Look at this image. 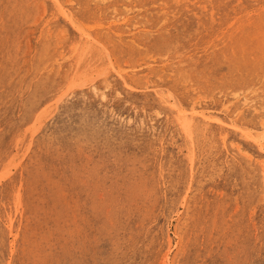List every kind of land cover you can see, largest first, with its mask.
Here are the masks:
<instances>
[{
    "label": "rangeland",
    "instance_id": "rangeland-1",
    "mask_svg": "<svg viewBox=\"0 0 264 264\" xmlns=\"http://www.w3.org/2000/svg\"><path fill=\"white\" fill-rule=\"evenodd\" d=\"M0 264H264V0H0Z\"/></svg>",
    "mask_w": 264,
    "mask_h": 264
},
{
    "label": "bare ground",
    "instance_id": "bare-ground-1",
    "mask_svg": "<svg viewBox=\"0 0 264 264\" xmlns=\"http://www.w3.org/2000/svg\"><path fill=\"white\" fill-rule=\"evenodd\" d=\"M56 2H58L59 0H55ZM58 4V3H57ZM73 4V3H72ZM59 5V4H58ZM57 6V5H56ZM58 7V6H57ZM59 8V7H58ZM62 8V7H61ZM64 10V9H63ZM64 13H66L65 11H64ZM67 17V16H66ZM69 17V16H68ZM69 19L72 21V18H70L69 17ZM125 22V21H124ZM234 22V21H233ZM77 28H78V30L79 31H81L82 33L84 32V30H83V28H81V27H78V26H76ZM91 30V29H90ZM84 34V33H83ZM87 35V34H86ZM88 36V35H87ZM87 39H88V37H87ZM91 41V40H90ZM94 41V40H93ZM92 41V42H93ZM96 41V40H95ZM87 43H89V41L87 42ZM86 43V44H87ZM86 44H85V47H86ZM91 44V43H90ZM89 45V44H88ZM77 47V46H76ZM94 48V47H93ZM84 49H86V48H84ZM87 49H88V46H87ZM89 50V49H88ZM90 50H91V48H90ZM93 50V49H92ZM86 51V50H85ZM99 51V50H98ZM87 52V51H86ZM85 52V53H86ZM100 52V51H99ZM98 52V53H99ZM90 54V53H89ZM80 55H82V54H80ZM107 55H108V53H107ZM106 55V56H107ZM82 57V56H81ZM102 58H104V57H102ZM107 58V57H106ZM112 58V57H111ZM108 60V59H107ZM88 63V62H87ZM110 66V65H109ZM106 70H107V68H106ZM108 71V70H107ZM101 73H102V71H101ZM105 72H103L102 74H104ZM105 74H107V73H105ZM98 75V74H97ZM90 76V75H89ZM98 76H100V74L98 75ZM102 76H104V75H102ZM101 77V76H100ZM86 82H87V80H86ZM93 82V81H92ZM76 84V83H75ZM72 89V88H71ZM65 93H67V92H65ZM162 97V96H161ZM54 103V102H53ZM51 104V103H50ZM174 104V103H173ZM47 106V105H46ZM177 107V106H176ZM178 110H179V115H180V117H181V119H182V122H183V125H184V127L186 128V130H188L189 132H191L192 131V128H193V123H194V119L196 118V116L194 115V114H192L191 116H189V115H187V114H185V113H183V111L181 110V108H179L178 107ZM42 112H44V110H42ZM42 112H41V114H42ZM41 114H39L38 116H39V118H40V115ZM207 114V113H206ZM202 117H204L205 116V114H202L201 115ZM37 121V120H36ZM34 123V122H33ZM35 125V124H34ZM238 129V128H237ZM36 131H37V129H36ZM34 133V132H33ZM33 133H32V135H33ZM262 133V132H261ZM260 134V133H259ZM226 136V135H225ZM250 136V135H249ZM248 136V137H249ZM260 136V135H259ZM251 137V136H250ZM258 137V136H257ZM256 138V137H255ZM259 139V138H258ZM252 140V139H251ZM250 140V141H251ZM258 147H260V145L258 146ZM263 149V148H262ZM261 151V150H260ZM12 166V165H11ZM11 168V167H10ZM8 170V169H7ZM9 171V170H8ZM11 171V170H10ZM5 179V178H4Z\"/></svg>",
    "mask_w": 264,
    "mask_h": 264
}]
</instances>
